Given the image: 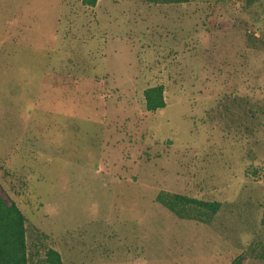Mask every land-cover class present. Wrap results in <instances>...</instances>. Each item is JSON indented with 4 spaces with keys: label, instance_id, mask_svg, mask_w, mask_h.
Wrapping results in <instances>:
<instances>
[{
    "label": "rangeland",
    "instance_id": "1",
    "mask_svg": "<svg viewBox=\"0 0 264 264\" xmlns=\"http://www.w3.org/2000/svg\"><path fill=\"white\" fill-rule=\"evenodd\" d=\"M0 197L27 264H264V0H0Z\"/></svg>",
    "mask_w": 264,
    "mask_h": 264
},
{
    "label": "trees",
    "instance_id": "2",
    "mask_svg": "<svg viewBox=\"0 0 264 264\" xmlns=\"http://www.w3.org/2000/svg\"><path fill=\"white\" fill-rule=\"evenodd\" d=\"M149 3H184L188 0H144ZM96 0H80V4L93 7ZM162 85L144 88L142 96L144 107L147 111H155L164 107ZM157 200L172 212H177L178 207L196 206L205 209L210 215L219 208L215 201H203L179 194L158 193ZM162 198V199H161ZM164 198V199H163ZM192 207V206H191ZM0 264H27L25 245L24 217L11 200L0 197ZM42 264H62L58 252L52 248L44 251ZM230 264H240V258L235 257Z\"/></svg>",
    "mask_w": 264,
    "mask_h": 264
}]
</instances>
